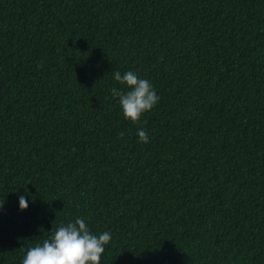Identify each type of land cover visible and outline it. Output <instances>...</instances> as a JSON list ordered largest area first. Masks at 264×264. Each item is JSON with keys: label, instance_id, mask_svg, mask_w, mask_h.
Returning <instances> with one entry per match:
<instances>
[{"label": "trees", "instance_id": "obj_1", "mask_svg": "<svg viewBox=\"0 0 264 264\" xmlns=\"http://www.w3.org/2000/svg\"><path fill=\"white\" fill-rule=\"evenodd\" d=\"M2 201L0 264L79 217L100 264H264V0H0Z\"/></svg>", "mask_w": 264, "mask_h": 264}, {"label": "clouds", "instance_id": "obj_2", "mask_svg": "<svg viewBox=\"0 0 264 264\" xmlns=\"http://www.w3.org/2000/svg\"><path fill=\"white\" fill-rule=\"evenodd\" d=\"M114 79L121 85L127 86V91L115 86L111 89V95L118 98L125 119L139 123L143 113L150 111L159 101L153 84L148 79L139 78L138 75L129 70L123 74L116 71ZM123 136V133H120ZM139 141L148 143V133L140 128L137 131ZM4 201L0 202V209ZM25 196H19V208H28ZM52 234L30 247L23 258L22 264H100L105 246L112 239L109 231L93 234L83 217L76 218L74 222L60 224Z\"/></svg>", "mask_w": 264, "mask_h": 264}]
</instances>
